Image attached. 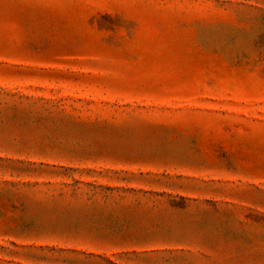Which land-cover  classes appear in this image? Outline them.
Masks as SVG:
<instances>
[{"label":"rangeland","instance_id":"374dc122","mask_svg":"<svg viewBox=\"0 0 264 264\" xmlns=\"http://www.w3.org/2000/svg\"><path fill=\"white\" fill-rule=\"evenodd\" d=\"M0 264H264V0H0Z\"/></svg>","mask_w":264,"mask_h":264}]
</instances>
